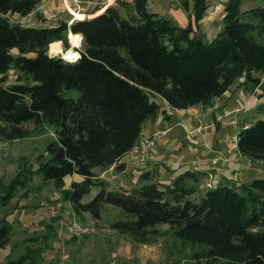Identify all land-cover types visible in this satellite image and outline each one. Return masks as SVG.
I'll use <instances>...</instances> for the list:
<instances>
[{
	"label": "trees",
	"instance_id": "trees-1",
	"mask_svg": "<svg viewBox=\"0 0 264 264\" xmlns=\"http://www.w3.org/2000/svg\"><path fill=\"white\" fill-rule=\"evenodd\" d=\"M41 1L0 0V13L25 17ZM190 1L193 11L185 27L151 13L147 0H116L115 5L97 7L91 18L53 27L0 19V138H26L21 125L28 122L54 126L55 137L35 170L22 168L1 186L0 209L38 174L59 189L75 216L87 213L97 220L104 207L117 208L123 218L111 229L135 243H149L156 226L168 225L181 243L200 247L193 254L196 260L264 264V231H255L264 226V179L220 183L196 202L190 199L195 186L188 181L197 182L200 172H186L167 186L146 182L119 191L108 190L94 172L113 165L124 168L118 162L141 138L142 125L158 115L152 96L170 109L186 110L211 106L240 79V85L259 84L252 74L264 73V6L240 12L239 0H228L222 29L208 41L200 26L206 1ZM69 34L74 47L81 44L78 53L67 51ZM48 48L64 59L72 52L71 61L49 56ZM11 67L31 84L4 85ZM69 90L78 96L64 97ZM256 114L264 115V103ZM259 118L240 128L236 148L249 162L264 165V118ZM74 174L83 180L63 189V179ZM92 188L98 192L83 203ZM10 234L11 224L0 219V250ZM7 264L36 263L28 254Z\"/></svg>",
	"mask_w": 264,
	"mask_h": 264
},
{
	"label": "rangeland",
	"instance_id": "rangeland-1",
	"mask_svg": "<svg viewBox=\"0 0 264 264\" xmlns=\"http://www.w3.org/2000/svg\"><path fill=\"white\" fill-rule=\"evenodd\" d=\"M100 1L105 2V0H43L25 17L0 13V19L28 27H53L61 21L75 20L74 12L86 15L92 8L94 9L96 2ZM67 42L74 51L81 48V44L79 47H73L70 34L69 37L67 35ZM60 46L64 52L62 42ZM70 48L67 51L71 50ZM11 53L15 55L17 51L12 50ZM48 55L62 58L61 54H51L49 48ZM72 55V52H69L65 59L71 61ZM252 75L258 76L259 81L261 80L260 86L257 87L258 95H255V98L259 99L264 96V73ZM241 80L243 79L235 83L236 88L241 86ZM12 84H31V80L11 67L5 75L4 85ZM246 85L254 86L250 82ZM231 88L224 99L232 93ZM241 90L247 93L243 88ZM77 96L74 90L66 91L64 94V97ZM236 115L240 119V126L257 117L255 111L253 113L250 109H241ZM263 118L264 115L259 119ZM212 122L213 127L220 123L214 118ZM21 127L28 133L26 138L13 141L0 138V188L20 169L35 170L41 158H46L47 145L55 139L52 125L44 123L35 126L28 122ZM224 135L228 137L227 145L230 146L232 134L227 131ZM259 165L260 171L252 172L258 173L259 178L256 179H264V165ZM68 183L67 181L66 186H69ZM63 189H69L65 188V183ZM95 190L96 188H92V191L83 197L82 202H89L96 195ZM193 198L196 200V197ZM2 218L11 224V234L7 245L0 250V264H7L10 260L28 254H33L36 264H206L203 260H196L193 257L200 247L181 243L173 236L168 225L156 226L153 230L157 234L150 237L149 243L141 244L135 243L128 235L111 229L110 226L115 220L123 218L115 207H104L101 218L97 220L87 213L75 216L70 205L61 200L59 189L52 182L44 181L38 174L33 175L24 188L17 189L9 204L0 209V219ZM72 222L88 227L90 233L73 236L69 230ZM48 227H51L52 231ZM256 230L264 231V226ZM213 264L225 262L219 260Z\"/></svg>",
	"mask_w": 264,
	"mask_h": 264
},
{
	"label": "crops",
	"instance_id": "crops-1",
	"mask_svg": "<svg viewBox=\"0 0 264 264\" xmlns=\"http://www.w3.org/2000/svg\"><path fill=\"white\" fill-rule=\"evenodd\" d=\"M114 1L111 0L105 6L103 5L104 8L113 5ZM123 1L131 2L132 0ZM184 1L187 3L183 4ZM205 1L207 9L200 20V26L201 33L206 40L210 41L222 29L225 4L228 0ZM103 2H96L94 9L92 8L86 15L74 12L75 19L84 16L93 17L98 12L94 13L95 9L101 7ZM263 6L264 0H239L240 12ZM147 7L151 13L170 17L180 27L188 24L193 11V4L190 0H147ZM253 77L259 79L258 76ZM260 84L261 80L259 84H253L254 86L251 87L246 84L239 88L232 86V93L227 98L224 99L228 92L216 98L209 107L198 105L186 110L170 109L162 98L152 96L151 99L159 105V112L153 120H147L142 125L141 137L153 133H160L161 137L147 162L137 163L133 158V152L130 151L118 162L124 165L122 170H116L113 165L103 171L95 169L94 172L111 191L129 190L146 182L167 186L171 185L176 177L186 172H200L203 174L197 182L188 181L189 184L195 186L196 191L190 199L194 200L193 197H196L194 200L196 202L207 191L203 180L208 174L213 176V187L220 183L241 184L259 178L258 173L252 171H260V163H248L249 161L237 152V134L242 125H239L240 119L236 113L241 109H250L256 114L257 107L264 103V96L259 99L255 98V95H258L257 87ZM242 88L247 93H244ZM255 116L257 117L252 121L259 118L260 114ZM213 118L215 121H220L214 127ZM250 122L247 124L249 125ZM227 131L232 134L230 146L227 145L228 137L224 135ZM82 180L83 177L76 174L63 179L65 188H69L72 182ZM67 181L69 186H66ZM95 192H98V188Z\"/></svg>",
	"mask_w": 264,
	"mask_h": 264
},
{
	"label": "built area",
	"instance_id": "built-area-1",
	"mask_svg": "<svg viewBox=\"0 0 264 264\" xmlns=\"http://www.w3.org/2000/svg\"><path fill=\"white\" fill-rule=\"evenodd\" d=\"M110 1L111 0H105V2H103V5H106V3H109ZM68 23L70 24L71 21H69ZM62 58H63V56H62ZM64 60H66V59H64ZM247 127H248V125L245 124L242 126V129H246ZM160 137H161L160 133H153L152 135L141 137L138 140L137 144H135V146L132 150L134 160L139 164L146 163L148 158L152 154V150L156 146ZM203 185L206 188V190L213 188V186H214L213 185V176L211 174L206 175V178H204V180H203ZM69 230L73 236H81L84 234H89L91 231L88 227H83L76 222H72L70 224Z\"/></svg>",
	"mask_w": 264,
	"mask_h": 264
},
{
	"label": "water",
	"instance_id": "water-1",
	"mask_svg": "<svg viewBox=\"0 0 264 264\" xmlns=\"http://www.w3.org/2000/svg\"><path fill=\"white\" fill-rule=\"evenodd\" d=\"M75 20H77V19H75ZM70 49H71V50H73V49H72V46H71V48H70Z\"/></svg>",
	"mask_w": 264,
	"mask_h": 264
},
{
	"label": "bare ground",
	"instance_id": "bare-ground-1",
	"mask_svg": "<svg viewBox=\"0 0 264 264\" xmlns=\"http://www.w3.org/2000/svg\"><path fill=\"white\" fill-rule=\"evenodd\" d=\"M78 41V40H77ZM77 41H76V43H77ZM79 44H80V42H79ZM78 59V58H77Z\"/></svg>",
	"mask_w": 264,
	"mask_h": 264
}]
</instances>
